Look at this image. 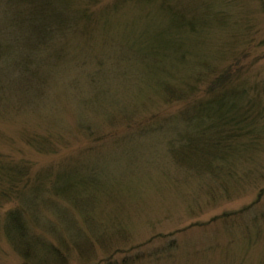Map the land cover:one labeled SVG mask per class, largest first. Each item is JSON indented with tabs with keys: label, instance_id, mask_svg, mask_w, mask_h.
<instances>
[{
	"label": "rangeland",
	"instance_id": "obj_1",
	"mask_svg": "<svg viewBox=\"0 0 264 264\" xmlns=\"http://www.w3.org/2000/svg\"><path fill=\"white\" fill-rule=\"evenodd\" d=\"M178 1L213 14L192 49L204 60L194 76L178 70L185 75L164 96L144 90V98L136 97L144 77L110 75L106 58L95 74L94 60L63 33L46 52L25 50L0 2V264L23 263L3 232L15 208L35 222L42 245L56 248L31 264H264V0ZM121 14L112 33L123 37L129 15ZM21 56L31 61L12 64ZM240 85L250 115L238 138L245 142L174 156L182 142L172 133L187 132L184 117ZM61 175L88 179L59 196L52 184Z\"/></svg>",
	"mask_w": 264,
	"mask_h": 264
},
{
	"label": "trees",
	"instance_id": "obj_2",
	"mask_svg": "<svg viewBox=\"0 0 264 264\" xmlns=\"http://www.w3.org/2000/svg\"><path fill=\"white\" fill-rule=\"evenodd\" d=\"M0 2L6 3L12 10L11 22L6 25L13 28L15 41L25 50L30 48L46 52L49 49L46 47L48 43L54 38L58 40L63 33L64 43L69 44L75 40L81 48L82 57L94 60L95 74L102 71V60L106 58L109 62L108 74L127 77L130 73L132 77L137 75L144 77L145 85L137 89V98L147 97L148 92L164 96V90L168 92L170 87V80L185 75L178 73V70L183 69L184 73L189 70L194 76L197 71H193V67L197 66L201 58L204 60V57L203 53L198 55V58L195 57L192 49L203 42L199 37L205 36L206 27L213 23L211 20L213 14L208 13V6L187 7L178 0H127V5L119 0L109 7L102 8L101 11L96 8L97 0H80L76 6L72 4V0H0ZM121 12V15H126V19L129 15V27L126 25L129 34L123 37L115 34L117 30L112 33L113 29L119 28L115 22V14ZM135 18L141 27H137ZM4 53L7 51L0 37V54ZM55 57L57 58L56 54ZM4 58L5 56H1L0 61ZM26 61L31 60L21 56L12 61V64L23 67ZM176 71V76H173ZM144 90L147 93L142 94ZM246 90V86L241 85L225 87L216 91L220 93L217 99H209L204 105L193 108L192 115L189 118L184 117L187 132L172 133V137L182 142V151L174 153V156L184 159L197 158L198 153L203 152L207 155L208 149H215L214 147L216 150H222L226 147L224 143L232 140L244 141L238 138L244 135L242 134L246 129L244 127H248L245 122L250 118L248 108L245 112L243 106L247 96ZM128 115L130 114L125 107L121 116L127 118ZM205 126L210 128L207 129ZM220 129L222 136L221 140L217 141ZM209 130L215 133L207 135ZM248 134L249 132L246 135ZM198 142L206 143L207 147L199 148ZM87 179L84 177L77 181L67 180L61 175L54 180L52 190L59 196H66L69 189L75 188L74 184L76 187L85 185ZM35 226V222L25 217L24 208L6 212L3 232L23 259L22 264H31L43 254L44 257H54L56 253V248L51 247L52 244L42 245L37 239Z\"/></svg>",
	"mask_w": 264,
	"mask_h": 264
}]
</instances>
